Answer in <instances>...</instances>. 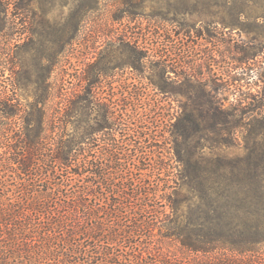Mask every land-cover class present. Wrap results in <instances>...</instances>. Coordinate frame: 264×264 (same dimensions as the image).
Instances as JSON below:
<instances>
[{
	"label": "trees",
	"instance_id": "1",
	"mask_svg": "<svg viewBox=\"0 0 264 264\" xmlns=\"http://www.w3.org/2000/svg\"><path fill=\"white\" fill-rule=\"evenodd\" d=\"M63 100L59 127L58 114L47 121L41 104L30 129L5 138L0 168L27 180L28 201L0 200V264H158L147 262L146 247L169 240L191 253L246 261L264 244V224L251 223L264 217V170L220 151L197 159L183 142L202 118L190 113L182 126L165 120L139 90ZM205 110L220 140L229 113L213 101ZM58 128L62 138L52 143Z\"/></svg>",
	"mask_w": 264,
	"mask_h": 264
},
{
	"label": "rangeland",
	"instance_id": "2",
	"mask_svg": "<svg viewBox=\"0 0 264 264\" xmlns=\"http://www.w3.org/2000/svg\"><path fill=\"white\" fill-rule=\"evenodd\" d=\"M124 90L143 92L180 126L190 113L202 118L183 142L197 159L220 151L264 170V0H0V160L5 138L34 125L37 105L47 121L58 114L59 127L65 94ZM211 101L229 113L220 140L205 110ZM60 138L58 128L52 143ZM164 139L172 145L169 133ZM26 181L0 168V200L26 201ZM146 248L147 262L158 264H264V244L246 261L191 253L173 240Z\"/></svg>",
	"mask_w": 264,
	"mask_h": 264
}]
</instances>
